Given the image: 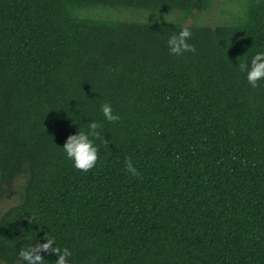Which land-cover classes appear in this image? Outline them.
Masks as SVG:
<instances>
[{
    "label": "trees",
    "instance_id": "16d2710c",
    "mask_svg": "<svg viewBox=\"0 0 264 264\" xmlns=\"http://www.w3.org/2000/svg\"><path fill=\"white\" fill-rule=\"evenodd\" d=\"M213 3L0 0V193L20 182L0 214V264L49 237L68 264H264V79L252 87L239 68L264 51V0L185 26ZM184 28L195 52L170 54ZM91 122L85 172L62 147Z\"/></svg>",
    "mask_w": 264,
    "mask_h": 264
},
{
    "label": "clouds",
    "instance_id": "9594fccd",
    "mask_svg": "<svg viewBox=\"0 0 264 264\" xmlns=\"http://www.w3.org/2000/svg\"><path fill=\"white\" fill-rule=\"evenodd\" d=\"M191 35V31L187 28L182 29L178 33H173L167 40L170 54L179 56L184 52H195V48L188 43ZM239 68L241 71L246 72L247 82L252 87H256L257 82L264 79V51L255 53L250 63H242ZM101 111L104 119L108 122H116L120 119L109 103L102 104ZM87 127L88 131L86 132L80 131L68 136L62 147L66 158L72 161L73 167L85 172L92 169L98 159V147L93 140L94 138H99L100 132L98 129L102 128V125L91 122ZM126 168L133 176L138 174L130 161L127 162ZM44 241L43 243L35 241L27 247H22L18 252V259L21 264H48V261L43 259L41 253H51L56 257L51 264H68V258L72 255L68 248L54 246L56 241L52 237L44 238Z\"/></svg>",
    "mask_w": 264,
    "mask_h": 264
},
{
    "label": "rangeland",
    "instance_id": "374dc122",
    "mask_svg": "<svg viewBox=\"0 0 264 264\" xmlns=\"http://www.w3.org/2000/svg\"><path fill=\"white\" fill-rule=\"evenodd\" d=\"M242 0H214L213 5L206 13L195 14L188 19L184 24L185 26L196 23L206 26L222 25L230 22L239 11V5ZM106 16L110 18L125 20V21H139V22H164L171 23L177 20L176 13H140L135 11H114L102 10ZM20 182L7 190L4 194L0 193V214L7 210L10 206L14 205L17 199L16 191L19 190ZM8 185L6 188L8 189Z\"/></svg>",
    "mask_w": 264,
    "mask_h": 264
}]
</instances>
